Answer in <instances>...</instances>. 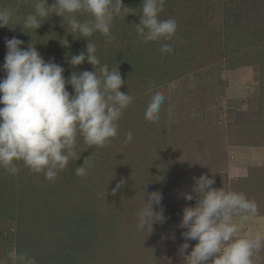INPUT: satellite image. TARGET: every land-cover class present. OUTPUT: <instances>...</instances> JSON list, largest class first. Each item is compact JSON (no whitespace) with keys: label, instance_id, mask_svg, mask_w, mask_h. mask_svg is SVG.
I'll list each match as a JSON object with an SVG mask.
<instances>
[{"label":"rangeland","instance_id":"1","mask_svg":"<svg viewBox=\"0 0 264 264\" xmlns=\"http://www.w3.org/2000/svg\"><path fill=\"white\" fill-rule=\"evenodd\" d=\"M35 3L23 0L16 15L22 20L32 14ZM54 3L47 0L49 6ZM122 4L131 12L114 19L111 42L99 33L87 38L96 45L102 65L118 66L125 81L120 91L133 97L118 121L117 137L98 148L78 136L76 157L54 182L42 173H31L21 162L16 175L0 169L2 264H12L11 253H27L36 264H184L178 249L186 229L178 225L182 209L195 206L197 198L186 201L181 194L195 187L193 177L206 174L214 179V188L225 191L230 189L227 182L238 175L245 181L246 166L238 162L236 167H222L228 142L234 145L233 155L249 160L248 168L258 167L252 177L264 173V164L257 166L256 152L246 147L264 142V0H165L159 18H174L176 33L171 40L147 43L135 26L142 0ZM9 27L0 28V65L5 39L16 37L24 42L22 48L35 45L46 62L54 58L65 69V78L74 71L95 70L86 61L76 68L68 63L72 55L85 51L87 40L72 33L67 18L53 13L35 32H22V24L15 20ZM65 39L70 47L61 45ZM164 43L172 46L171 54H161ZM150 86L166 97L157 122L144 118ZM66 87L71 93V86ZM226 88L229 95L237 94L236 100H224ZM209 114L222 123L226 119L230 129L225 124L223 129L203 128ZM129 131L133 141L125 144ZM209 156L219 159L208 167ZM83 162L87 175L80 177L75 169ZM122 178L124 186L111 195ZM261 179L254 201L263 208ZM143 190L145 200L147 193H162L167 218L155 223L150 234L136 226L144 206ZM153 210L159 211V206ZM234 218L240 236L264 232V217L244 222L240 216ZM188 243L190 251L196 241ZM253 264H264V250L253 257Z\"/></svg>","mask_w":264,"mask_h":264},{"label":"clouds","instance_id":"2","mask_svg":"<svg viewBox=\"0 0 264 264\" xmlns=\"http://www.w3.org/2000/svg\"><path fill=\"white\" fill-rule=\"evenodd\" d=\"M22 2L17 0L16 8L0 7V28L9 27L15 20L17 25L22 24V32H35L53 13L67 18L72 33L87 40L85 51L72 55L68 63L76 68L86 61L95 69L74 71L65 78V69L54 58L46 62L35 45L29 44L25 49L22 40L5 39L6 54L0 65L4 73L0 78V169L16 175L20 172L17 162H21L31 173H42L46 180L54 182L76 157L77 137H82L89 147L108 146L117 137L118 121L133 102L128 92L120 91L125 81L118 66L109 69L107 64L102 65L96 45L87 39L99 33L111 42L114 19L131 11L122 0H55L52 6L47 0H36L32 14L21 20L16 11ZM164 4L165 0H142L140 22L135 26L138 37L145 43L171 40L176 33L174 18H159ZM77 13L89 19L81 21ZM60 43L70 47L66 39ZM160 52L171 54L173 48L164 43ZM69 85L71 93L66 87ZM146 94H150V100L144 118L157 122L166 97L153 91V86L146 89ZM132 141L133 134L129 131L124 143ZM84 163L76 167L77 176L87 175ZM193 179L192 191L181 194L186 201L197 198L195 206L182 209L178 225L186 229L181 233L185 242L178 249L184 264H253V257L264 250V232L240 236L241 229L233 218L256 217L259 214L256 202L242 193L214 188V179L206 174ZM124 184L122 178L111 195L115 196ZM144 195L143 190L144 206L136 226L150 234L155 223H164L167 218L163 215L162 193H147V200ZM154 205L159 206V211L153 210ZM190 240L196 243L188 251ZM10 258L12 264H36L27 253H11Z\"/></svg>","mask_w":264,"mask_h":264},{"label":"crops","instance_id":"3","mask_svg":"<svg viewBox=\"0 0 264 264\" xmlns=\"http://www.w3.org/2000/svg\"><path fill=\"white\" fill-rule=\"evenodd\" d=\"M236 95L237 94L229 95L228 88H226V94L223 96V98H224V100L227 99V97L230 100H236L235 99ZM209 117L210 118L206 119V121H207L206 125L203 124V128L212 127V128L223 129L222 124L223 125L225 124L226 128L230 129L229 125L226 122V119H224L225 122L222 123L220 118L218 120H217V118L215 120H212L213 117L210 116V114H209ZM246 147H249L250 149H252V151L254 153L256 152L255 156L259 160L258 161L259 163H257V166L263 165L264 161H262V160H264V142H260V143H258L256 145H248ZM223 150H224V153H225V160L222 162V167H224V166L225 167L226 166L236 167L238 162H239L240 165L247 167V170L245 171L247 179H245V181H243V175L242 176L238 175V177L233 178L234 179L233 181H230V183L227 182L228 185L230 186L229 191H235L237 193H242L248 199L254 200V198L256 197L257 192L260 190L259 183L262 180L261 178L264 177V173L262 171H260V172H258L257 175L252 177V172L257 171V169H253V168H258V167L255 166L253 168L252 167L248 168V166H250V165L247 164V162H249V160L244 159V157H242V154H241V157L233 155V153H234V145H233V143H230V142H228V144L226 143L225 148ZM207 159L208 160L206 161V165L209 167V166H211L212 161L213 162L216 161L217 159H219V157H216L215 160L214 159L212 160V158L209 156V158H207ZM228 172L230 173L231 170H228ZM234 174L237 175V172H235ZM255 177H256V180H255ZM256 204L258 205V208H259V214L256 217H264V206H263V208H260V205L258 203H256ZM236 219H238V218H236ZM242 221L244 222L245 219H243Z\"/></svg>","mask_w":264,"mask_h":264},{"label":"trees","instance_id":"4","mask_svg":"<svg viewBox=\"0 0 264 264\" xmlns=\"http://www.w3.org/2000/svg\"><path fill=\"white\" fill-rule=\"evenodd\" d=\"M16 6H17V0H4V6L2 4V7L16 8Z\"/></svg>","mask_w":264,"mask_h":264}]
</instances>
